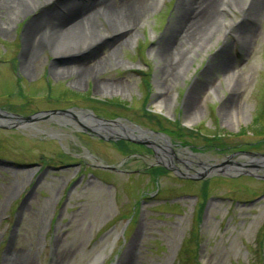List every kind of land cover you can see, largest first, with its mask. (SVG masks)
Here are the masks:
<instances>
[{
    "label": "rangeland",
    "instance_id": "1",
    "mask_svg": "<svg viewBox=\"0 0 264 264\" xmlns=\"http://www.w3.org/2000/svg\"><path fill=\"white\" fill-rule=\"evenodd\" d=\"M72 1L87 0L0 6V110H82L144 144L132 141L127 157L116 134L70 115L25 127L0 115V264H177L196 231L200 264H264V163H247L264 138V2L215 0L219 19L188 41L182 0H141L126 33L90 13L94 33L72 42L70 33L68 50L44 44L26 60L25 27ZM213 135L231 148L204 145ZM151 164L166 173H145ZM195 172L209 177L204 199L202 180L181 177Z\"/></svg>",
    "mask_w": 264,
    "mask_h": 264
},
{
    "label": "bare ground",
    "instance_id": "2",
    "mask_svg": "<svg viewBox=\"0 0 264 264\" xmlns=\"http://www.w3.org/2000/svg\"><path fill=\"white\" fill-rule=\"evenodd\" d=\"M36 2L39 0H0L1 5L8 4H27L29 2ZM48 2L49 0H43ZM215 0H182L180 3L179 24L186 32L185 37L190 40V37L196 36L204 28L210 31L211 27L217 22L220 15L213 9ZM264 0H259L263 4ZM69 3V2H68ZM85 3V2H84ZM58 7L51 8V10L39 14V18L33 20L31 24L25 28V33L22 39L24 45V57L26 60L31 59L38 55V48L44 44L49 45L53 50H68L71 46H67L66 42L61 39L70 33L74 36L71 42L94 33L95 26L90 20V13L93 15H100L101 13L106 16L107 23L112 26L125 24L122 29H116L113 32L118 35L126 33L133 23L135 17L140 11L145 10L147 4L141 0H119V7H114V3L110 0H87L85 4L75 1L69 4L59 3ZM190 15V16H189ZM69 17L67 20L65 17ZM71 19V20H70ZM32 19H30L31 21ZM57 36V37H55ZM25 68V66H24ZM156 107L160 109L161 102L155 101ZM79 117V116H78ZM79 120L83 122L92 123L97 126L95 120L90 119L87 114H82ZM126 128V127H125ZM160 153L165 156L166 149L160 147ZM264 163V162H263ZM28 261L22 262L27 264Z\"/></svg>",
    "mask_w": 264,
    "mask_h": 264
},
{
    "label": "trees",
    "instance_id": "3",
    "mask_svg": "<svg viewBox=\"0 0 264 264\" xmlns=\"http://www.w3.org/2000/svg\"><path fill=\"white\" fill-rule=\"evenodd\" d=\"M98 103L99 104H105V103H101V102H98ZM112 103L113 102H109L108 104L112 106L113 105ZM113 107L114 108H120V107H122V104L121 103H115L113 105ZM261 110L264 111V107ZM144 114L147 117V119H149V120H151L153 118L152 115L150 113H148L147 111H144ZM257 120H258V115L255 116V118L253 119L252 126H256L257 132H259V134H260V131L257 128V126H258ZM261 128L264 129V127H262V126H261ZM243 131H245V130H243ZM239 133H241V132H239ZM181 135H182L181 133H178L177 134V136H179V137H181ZM188 135L189 136H194L193 132H189ZM204 139H205V142H206V144H204V145H206V146H211L212 145V146H214V148L219 147V149L225 150V151H227L229 148H231L230 146H226V144H220L219 142H216V141L220 140V138H219L218 135H214V136H211V137H205ZM117 143H118L120 149H122L123 151L128 152V154H130V153L133 152L132 149H131V146H132L131 144H129V143L125 142V141H119ZM263 143H264V139L263 140H260V141H258L256 143H253L251 145H252L253 148L259 150L258 149L259 146L261 144H263ZM232 149H235V148H232ZM148 169H149L150 173L153 176L161 175L165 171L163 168L158 167V166H152V167H149ZM206 188H207V181L205 180L203 182V184H202V191H203V194H202V197L203 198L202 199H204V197L206 196ZM189 235H190V237L186 238L183 241L182 246L180 248V251L178 253V256H179L178 263L179 264H187V263L188 264H200L197 261V258H196L197 248H195V249L192 250L191 247H190V244L198 239V236H197L198 233L196 231L195 233L192 232ZM255 246H256L257 256L259 257L258 259H260L263 256L262 255V253H263V246H262V242L259 239V237L257 239V242H256V245ZM181 254H186V255H185V257H183V256L181 257Z\"/></svg>",
    "mask_w": 264,
    "mask_h": 264
},
{
    "label": "water",
    "instance_id": "4",
    "mask_svg": "<svg viewBox=\"0 0 264 264\" xmlns=\"http://www.w3.org/2000/svg\"><path fill=\"white\" fill-rule=\"evenodd\" d=\"M1 113H0V115H4L8 120H13L14 119L16 121V125H21V126H25L26 124L34 123L35 121H38V120L51 118L54 115L72 114L71 111H69V110H50V111L39 112V113H36V114H34L32 116H27V117L13 116V115H10V114H7V113H3V112H1ZM77 114H78L79 117L82 116L81 111H77ZM87 115L90 116L97 123V126H95L93 130H99V131H102V132L107 133V134L108 133L116 134L117 135L116 139H126V140H129V141H134L136 143H143V142H139L138 140H134L132 137L130 138L129 136H122V134H120L118 131L114 130L113 129L114 126H121L122 131H123L122 133L124 135L129 130V128L123 127L119 123L118 120H102V119H98V118H95L90 112H88ZM97 135L99 137H101L99 134H97ZM236 155H239V153H234V154L230 155L229 158H232V157H234ZM248 155L251 156V157H250V159L248 160L247 163L251 164V163H254V162L255 163H263L264 162V154L248 153ZM253 156H259L260 158H256V157H253ZM238 165L244 166L243 164H239V163H238ZM232 169H235V168L233 167ZM195 173L197 175L186 173L183 176L187 177V178H190V179H203L207 175V174H199L198 172H195ZM247 174L256 177L251 172H248Z\"/></svg>",
    "mask_w": 264,
    "mask_h": 264
}]
</instances>
